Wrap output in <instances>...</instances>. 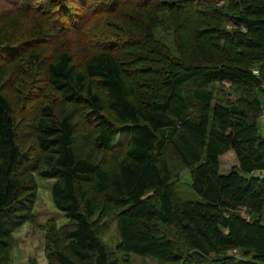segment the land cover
<instances>
[{
	"label": "trees",
	"instance_id": "trees-1",
	"mask_svg": "<svg viewBox=\"0 0 264 264\" xmlns=\"http://www.w3.org/2000/svg\"><path fill=\"white\" fill-rule=\"evenodd\" d=\"M184 17L196 37L213 20L211 56L158 39ZM263 110L264 0H0V264L36 223V177L67 218L42 226L46 264H264Z\"/></svg>",
	"mask_w": 264,
	"mask_h": 264
},
{
	"label": "rangeland",
	"instance_id": "rangeland-1",
	"mask_svg": "<svg viewBox=\"0 0 264 264\" xmlns=\"http://www.w3.org/2000/svg\"><path fill=\"white\" fill-rule=\"evenodd\" d=\"M180 20L181 21L177 29H174V26H170L168 30L158 28L156 32L158 39L166 46L169 54L174 57H179L177 50L180 49L183 52L190 51L191 54L189 57H196L197 55H203L204 57L211 56L214 53L213 51L219 46L213 45V40L215 38H213L212 30L209 29V26L213 24V20L206 17L202 19L204 24L199 21V23L202 24V27H204L203 29L205 32L200 34L198 37H196L197 31L196 27L193 25V20L188 19L190 21L189 22L186 17L182 19L180 18ZM231 23L232 22L230 20H227L222 26L225 30L230 31L232 30ZM222 36L225 38L224 35ZM225 44L227 45V43ZM181 55L183 57L186 56L182 52ZM9 97L14 106L13 108L15 109L16 115L19 117L23 113L24 116V112L19 108V105L16 104L15 99H13L10 95ZM167 160L170 174L172 177H176V194L184 198H194L188 187L190 184L188 170L183 168L174 154L170 152ZM234 165H236V158L233 151H228L220 157L221 172H228ZM260 174L264 175V171ZM36 183L37 194L32 211V213L36 216V223L32 224L27 222L13 232V245L10 254L11 264H26L30 258L36 260L37 264H45L46 259L43 250L44 231L42 226L49 219L54 220L57 227L67 222V218L64 214L56 209L51 202L50 186L52 180L36 177ZM101 240L109 250L114 251L118 242V234L116 224L113 219H107L106 231L101 236ZM125 258L128 260V264H156L155 259L146 256L128 254Z\"/></svg>",
	"mask_w": 264,
	"mask_h": 264
},
{
	"label": "built area",
	"instance_id": "built-area-1",
	"mask_svg": "<svg viewBox=\"0 0 264 264\" xmlns=\"http://www.w3.org/2000/svg\"><path fill=\"white\" fill-rule=\"evenodd\" d=\"M261 118L264 120V112L262 113Z\"/></svg>",
	"mask_w": 264,
	"mask_h": 264
},
{
	"label": "crops",
	"instance_id": "crops-1",
	"mask_svg": "<svg viewBox=\"0 0 264 264\" xmlns=\"http://www.w3.org/2000/svg\"><path fill=\"white\" fill-rule=\"evenodd\" d=\"M45 264H46V262H45Z\"/></svg>",
	"mask_w": 264,
	"mask_h": 264
}]
</instances>
